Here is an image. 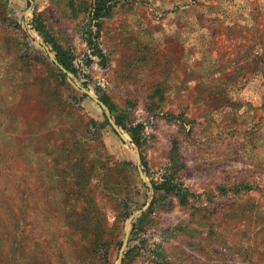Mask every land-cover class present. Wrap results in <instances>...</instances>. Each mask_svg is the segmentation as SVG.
Returning a JSON list of instances; mask_svg holds the SVG:
<instances>
[{"label":"rangeland","instance_id":"obj_1","mask_svg":"<svg viewBox=\"0 0 264 264\" xmlns=\"http://www.w3.org/2000/svg\"><path fill=\"white\" fill-rule=\"evenodd\" d=\"M96 7L0 0V264H264V0Z\"/></svg>","mask_w":264,"mask_h":264},{"label":"trees","instance_id":"obj_2","mask_svg":"<svg viewBox=\"0 0 264 264\" xmlns=\"http://www.w3.org/2000/svg\"><path fill=\"white\" fill-rule=\"evenodd\" d=\"M118 1L119 0H97V7H96V13H95L96 18L99 19L100 17H102L104 15H108L111 11V8L115 4H117ZM55 50L57 51L55 55H56L58 62L63 64L68 69H73L72 68V62H71L69 55L66 52L61 53L56 48H55ZM119 124H120V122H119ZM137 143L140 145L138 140H137ZM125 215L128 216L129 213L126 212ZM92 231L93 230L90 228V225H88V224L83 226V228L81 229L82 236H87L89 233H92ZM101 237H102V234L99 233V238L97 239V241L95 239V241L93 243L94 246H96V242H97V245H99V246L103 247L105 245V241L100 240Z\"/></svg>","mask_w":264,"mask_h":264},{"label":"water","instance_id":"obj_3","mask_svg":"<svg viewBox=\"0 0 264 264\" xmlns=\"http://www.w3.org/2000/svg\"><path fill=\"white\" fill-rule=\"evenodd\" d=\"M52 57H53V56H52ZM53 58H54V57H53ZM54 61H55L58 65H60V64L58 63V61H57L55 58H54ZM60 66H61V65H60ZM61 67H62V66H61ZM85 91H87L92 97H94V95L91 94V92H89L88 90H85ZM94 99H95L97 102H99L102 106H104V104H103L99 99H97V98H95V97H94ZM104 107H105V106H104ZM112 125H113V127L116 129V131L119 132L120 135H122L121 132L119 131V128L117 127L116 123H114V122L112 121ZM138 157H139V154H138ZM138 162H139V159H138ZM133 216H134V214L130 216V218H129V222L133 219ZM125 244H126V243H124V246H125ZM124 246H123V247H124ZM120 263H121V258L118 259V264H120Z\"/></svg>","mask_w":264,"mask_h":264}]
</instances>
